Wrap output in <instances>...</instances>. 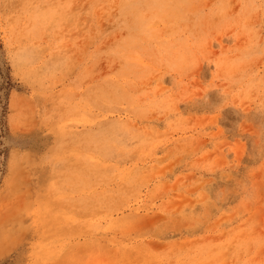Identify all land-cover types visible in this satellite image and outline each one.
<instances>
[{
  "label": "rangeland",
  "instance_id": "1",
  "mask_svg": "<svg viewBox=\"0 0 264 264\" xmlns=\"http://www.w3.org/2000/svg\"><path fill=\"white\" fill-rule=\"evenodd\" d=\"M0 264H264V0H0Z\"/></svg>",
  "mask_w": 264,
  "mask_h": 264
}]
</instances>
